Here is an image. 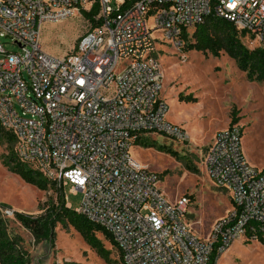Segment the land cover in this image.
<instances>
[{
	"label": "built area",
	"instance_id": "1",
	"mask_svg": "<svg viewBox=\"0 0 264 264\" xmlns=\"http://www.w3.org/2000/svg\"><path fill=\"white\" fill-rule=\"evenodd\" d=\"M94 6L100 24L71 52L44 51L45 22ZM209 16L264 45V0H0V38L21 49L0 42V127L15 136L18 161L82 193L75 212L112 237L122 264H210L214 251L264 239V168L247 160L238 124L217 131L205 156L208 176L232 202L207 239L185 219L190 198L169 201L158 174L130 152L153 134L189 141L167 119L155 35L180 48L184 30Z\"/></svg>",
	"mask_w": 264,
	"mask_h": 264
},
{
	"label": "rangeland",
	"instance_id": "2",
	"mask_svg": "<svg viewBox=\"0 0 264 264\" xmlns=\"http://www.w3.org/2000/svg\"><path fill=\"white\" fill-rule=\"evenodd\" d=\"M86 30L83 15L71 16L56 22H45L42 27V48L53 56L71 52ZM191 36L193 29H190ZM160 51L158 57L163 71L161 97L168 106L167 119L181 126L189 136L187 143L167 138L162 134L149 135L145 141L152 147L135 144L132 157L159 176V187L169 201L190 196L191 203L185 215L194 233L200 238L209 237L215 220L223 217L232 207L229 194L218 188L208 176L204 160L216 131L226 128L237 118L242 128L243 150L247 160L264 168V81L249 80L247 73L238 68L225 52L219 57L197 51L185 52L162 36L155 35ZM0 42L8 52L21 51L18 45L5 38ZM247 46H256L244 40ZM217 133V132H216ZM158 146H167L175 154L162 152ZM15 142H0V219L8 226L12 236L29 253L31 264H107L72 227L58 223L53 242L36 243L33 236L15 218L20 212L39 217L57 203L59 190L49 187L39 190L24 182L2 162ZM190 163L197 168L191 172ZM257 167V168H258ZM58 188V186H56ZM64 196L73 211L82 202V193H74L70 185L64 187ZM13 212L11 215L4 211ZM111 257L118 259L115 248L98 234ZM216 264H264V244L234 242L220 255Z\"/></svg>",
	"mask_w": 264,
	"mask_h": 264
},
{
	"label": "trees",
	"instance_id": "3",
	"mask_svg": "<svg viewBox=\"0 0 264 264\" xmlns=\"http://www.w3.org/2000/svg\"><path fill=\"white\" fill-rule=\"evenodd\" d=\"M97 15V6H94L90 12H84L85 32L100 24L99 19H96ZM191 29H193L191 36L188 32L190 29L184 30L181 36L182 47L185 52L197 51L219 57L223 51L235 61L239 69L247 73L249 80L264 81V45L247 46L244 40L251 43L252 38L248 37L246 32L238 30L231 22L215 16H209L204 22ZM236 122L237 118L234 117L230 125L236 124ZM2 141L14 143L15 136L0 127V142ZM136 144L149 145L145 139L139 140ZM149 146L154 145L150 144ZM157 149L175 154L167 146H158ZM3 157H6V159H2L3 164L11 172L21 177L24 182L35 185L39 190H48L51 186L60 192L57 203L39 217H31L20 212L14 213L15 218L31 233L36 243L42 241L53 242L55 228L58 223H62L65 226H72L107 264H122L121 252L112 237L103 228L90 222L85 216L66 207L63 188H57L55 183L46 179L41 173L26 167L18 161L13 148H10L9 153L2 155L1 158ZM186 168L191 172H197V168L190 163H186ZM188 197L191 199L190 196ZM0 206L6 205L0 204ZM98 234L102 235L104 240L116 249L118 259L111 257V250L105 247ZM260 241L264 244V239H260ZM219 257L220 255L214 251L210 264H216ZM0 264H31L29 253L22 248L19 237L12 236L8 231V226H5L1 219Z\"/></svg>",
	"mask_w": 264,
	"mask_h": 264
},
{
	"label": "crops",
	"instance_id": "4",
	"mask_svg": "<svg viewBox=\"0 0 264 264\" xmlns=\"http://www.w3.org/2000/svg\"><path fill=\"white\" fill-rule=\"evenodd\" d=\"M216 132H217V131H216ZM216 132L214 133V135H213V137H212V139H211V142H210V144L212 143V141H213V138H214V136H215ZM255 166H256V165H255ZM256 167H258V166H256ZM258 168H262V166H260V167H258Z\"/></svg>",
	"mask_w": 264,
	"mask_h": 264
}]
</instances>
